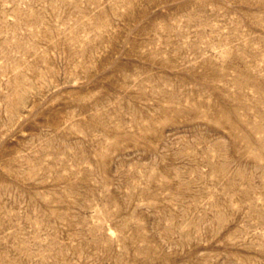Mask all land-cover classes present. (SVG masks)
Wrapping results in <instances>:
<instances>
[{"label": "rangeland", "instance_id": "rangeland-1", "mask_svg": "<svg viewBox=\"0 0 264 264\" xmlns=\"http://www.w3.org/2000/svg\"><path fill=\"white\" fill-rule=\"evenodd\" d=\"M0 264H264V0H0Z\"/></svg>", "mask_w": 264, "mask_h": 264}]
</instances>
